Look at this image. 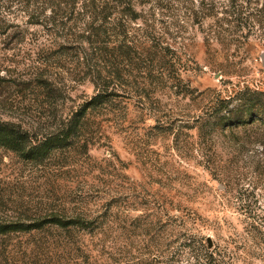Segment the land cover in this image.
Returning a JSON list of instances; mask_svg holds the SVG:
<instances>
[{
	"label": "rangeland",
	"instance_id": "1",
	"mask_svg": "<svg viewBox=\"0 0 264 264\" xmlns=\"http://www.w3.org/2000/svg\"><path fill=\"white\" fill-rule=\"evenodd\" d=\"M201 2L135 0L132 33L168 47L161 76L143 86L131 70L111 83L113 104L94 118L102 128L80 138L87 153L68 147L43 165L0 147L1 222L53 211L99 225L0 234V264H264V120L225 125L227 110L216 112L220 100L244 109L252 90L264 104V41L209 49L208 21L194 20ZM82 17L58 33L11 20L0 34L1 120L56 126L95 94L98 59L71 34Z\"/></svg>",
	"mask_w": 264,
	"mask_h": 264
},
{
	"label": "trees",
	"instance_id": "2",
	"mask_svg": "<svg viewBox=\"0 0 264 264\" xmlns=\"http://www.w3.org/2000/svg\"><path fill=\"white\" fill-rule=\"evenodd\" d=\"M260 1L207 0L206 3V0H202L201 9L194 11V20L200 25L208 21V31L213 35L204 36L208 48L217 41L227 55H231L230 51L234 45L233 55L252 38L264 41V34H257L256 31L257 24L264 30V3L261 4ZM135 6V0H0V34L8 32L13 26L11 20L18 17L19 13L27 16L30 23L45 25L48 30L57 33L60 27L63 30L67 28V23L74 19V15L79 14L81 17L82 14L83 21L76 32L71 34H82L85 37L82 43H91L98 59V68L92 78L97 89L88 101L70 116L60 120L56 126L48 124L35 128L25 126L22 122L0 119V147L16 153L26 162L43 165L53 158H59L61 155L58 153L68 147L76 149L77 145L78 149L82 148L87 153L90 142L84 139V142L80 143V138L102 128V122H95L94 118L99 112L106 114L113 104L111 83L116 82L118 78L124 79L127 72L131 75V70L140 75V84H145L143 86H148L150 82L160 78L159 54L165 51V48L168 50V47L154 43L155 38L148 34L146 37L137 38L132 33L133 23L142 17ZM213 66L224 71L228 65L218 62ZM258 93L257 90H252L251 98L240 105L244 109L239 111L236 107L228 109V106H221L223 102L220 100L218 104L221 105L216 108V112L220 110L223 113L227 110V114L221 116L220 120L225 125L264 120V111L256 107L258 104L264 105L262 100L257 98ZM237 99L241 101L242 96H237ZM32 219L31 222L0 221V234L52 227L67 231L75 228L94 230L99 227L98 217L96 219L80 213L68 216L52 211Z\"/></svg>",
	"mask_w": 264,
	"mask_h": 264
}]
</instances>
